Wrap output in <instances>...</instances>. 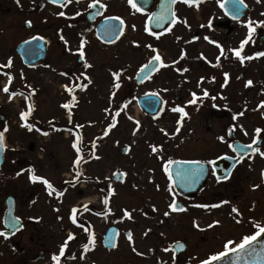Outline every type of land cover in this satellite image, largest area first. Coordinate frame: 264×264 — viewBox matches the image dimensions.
I'll list each match as a JSON object with an SVG mask.
<instances>
[{
    "label": "flooded vegetation",
    "instance_id": "obj_1",
    "mask_svg": "<svg viewBox=\"0 0 264 264\" xmlns=\"http://www.w3.org/2000/svg\"><path fill=\"white\" fill-rule=\"evenodd\" d=\"M116 1L98 0L101 5H104V7L101 5L99 7L101 13L99 17L93 22L87 19V15L92 11L91 7L85 11L84 15L79 16V24L85 26L95 24L96 27V23L102 19L120 16L108 12V4ZM81 2L92 4L93 0H82ZM158 3L159 0H154L153 6L147 12H138L134 9L136 14L145 15L140 23V26L145 24L144 30L141 27L138 28L137 34L144 33L147 27L149 31L145 32H148L158 42L163 35L171 34L176 27H181L185 32L182 33L183 35L191 34L192 42L198 40L197 29L192 31L191 28H200V25L193 24L191 17H185L184 13L187 10L190 13L197 12L201 0L190 1L187 4L183 1L176 2L174 6L176 23L168 25L160 32L152 30L147 25V19L156 9ZM181 6L182 10H180ZM223 13V18L215 24L216 29L221 33H225L222 30L225 27L233 26L237 32L243 21L245 25L241 26L245 29L251 28L254 30L253 32H261L263 28L261 22L257 21L258 23L255 24L254 18L247 16L248 11L245 17L239 21H233L225 15L224 11ZM10 21L7 20L6 24ZM50 23L49 29L52 30V24L56 26V22L51 20ZM28 27L30 28L31 25ZM78 32L85 38L88 36L89 29L83 31L80 29ZM36 36L43 39L46 53L35 66L26 67L17 54L16 47ZM141 40V37L138 38L134 44L136 52L143 54V57L138 59L132 83L128 86L129 93L121 97L118 105L114 106L113 104L114 117L109 116V121L105 122L104 129L108 132L109 125L113 123L114 126L111 129H117V125L126 118L123 113L131 112L126 118L130 126L134 129L138 122V127L146 128L144 135L151 132L146 143L153 156L161 149L164 152L162 155L167 161L181 160L201 163L200 170L192 173L196 180L182 181L178 193L173 188L169 170H159L157 173L163 179L153 188L156 189L159 194L158 199L161 201L152 204L148 202L145 208L144 204L138 208L136 202L128 206L123 205L119 201V195L122 184L127 178L126 172L129 164L125 168L119 169L120 166L117 164L121 160L118 155H112L113 165H116L118 169L110 170L107 173L106 163L109 156L106 153L95 155L89 153L91 145L95 146L98 142L95 139L92 144L85 143V127L89 122V117L84 99H76L74 93L71 92L67 101L62 100L63 103L62 101L59 103L58 113L53 115L50 112L44 113L42 102L38 96L39 91L25 87V84L31 82V80H25L28 70L41 68L43 62L52 55H55L58 60L60 55L66 53L71 65L70 69L64 72L75 77V82L83 85L85 77L88 79L89 75L84 72L83 76L81 73L74 74L73 68L77 66L83 70L85 59L88 58L85 44L83 48L85 55L81 60L77 51L80 43L70 41L62 49V43L58 38L52 37V32L44 36L35 32L24 37L15 46V53L23 65L21 74H16L18 65L11 56H7V61L2 63L3 56L0 54V65L7 64L9 59L11 60L9 67H0V75L2 74L6 78L11 75L12 80L17 77L25 83L19 90H9L7 97L0 96V131L5 135V153L0 170V180H3V184L0 186V232L5 235L0 236V264H56L52 260L53 255L59 257V264H150L153 260L152 247H145V251L138 250V242L145 243L147 235H139L135 232L146 221L154 219H157V229L165 230L163 238L165 242H169L171 249L174 242H184L185 250L182 253L176 254L172 249L175 255L173 264H181V257H185L190 250L192 245L190 242L194 244L193 256L199 260L191 263L184 260L183 264H199L200 260L224 251V238L222 237L224 233H232L236 230L238 236L232 241L239 243L243 236L254 234L257 230L254 225L264 226V157L259 152L254 153L250 149L247 150V154L241 150L242 146L252 144L255 139L257 143L252 147L264 151V122L260 112L249 110V105H246L244 99L241 102L238 101V105L235 106L233 91L227 95L224 104L220 105L217 79L211 81L209 90H203L196 94L195 103H189L193 99L192 92L189 89L183 90L182 85H177L180 94L175 95L174 104L170 97L172 92L167 94L159 88L162 86L171 90L175 88V85L166 84L165 80H162L164 84H151L160 74L167 76L170 80V72L180 73L190 59L165 58L161 48L156 46L153 48L157 50L164 64L168 66L161 67L160 62H157L155 72L139 83L136 78L142 66L157 54L151 48L146 47V45H151L150 42L142 43ZM188 45L190 42L185 40L179 44L181 48ZM243 78L244 74L240 76V79ZM149 82L151 87H146L144 91H141L140 87ZM157 86L158 88L155 89ZM73 88V92L79 89L75 85ZM204 91H207V96L203 95ZM14 93L17 94L14 95ZM150 95L157 98L156 110L150 109L145 99L140 101V98ZM73 97H75V102H73ZM111 100L113 101V99ZM65 104H68L69 107H63ZM30 108L31 111H29ZM173 108H183L187 115L174 112ZM139 109L143 114L142 119L137 115ZM241 111L246 117L236 115ZM22 112L26 113L23 120L20 117ZM247 116L256 117V121L248 122L251 117ZM166 117L170 118L171 130L165 128L161 131L160 122ZM172 117L174 118L172 119ZM233 117L236 118L233 119ZM246 118L248 120H245ZM29 125L31 130H29ZM15 126L19 129V141L10 137ZM60 128L62 132L64 130L68 132L67 174L60 171L63 163L57 159V154L54 152L59 145L56 136H58ZM99 128H103V126L100 125ZM155 129L163 135L164 143L160 141V135L155 134L154 136L153 130L155 131ZM256 129H260V132L257 133ZM135 134L136 130L131 135L132 139L136 138ZM105 140L107 138L103 132L100 134L99 144ZM74 143L76 148L73 147ZM131 145L132 143L128 141L120 144L118 146L120 155H128ZM153 147H156V152L152 151ZM77 148L80 149L81 162L74 164L78 155ZM240 156H243V159H240ZM219 159H224L228 163L221 165L217 170L214 169L213 163H208ZM77 172L80 173L78 178ZM32 175L49 181L56 191L49 195L48 193L52 189L47 188L41 180H31L30 176ZM225 176L226 179H224ZM190 188L195 190L191 191ZM170 190L174 192L173 200L177 207L183 208V211H172L169 208V204L173 201L168 200ZM189 190L190 192H188ZM56 192H62L63 195L57 196ZM105 197L109 200L107 206L103 204ZM7 203H13L15 217L5 220ZM200 205L218 206L205 208L199 207ZM84 206H87V211ZM233 207L238 210L239 215L232 212ZM73 208L77 209L75 217L77 223L75 224L70 219ZM125 211L130 213L131 219L124 215ZM165 212L168 213L167 216L164 215ZM213 221H219V223L209 227ZM12 224H15L14 228ZM174 225H178L180 230L171 235L169 229ZM70 233L73 234V239L67 240ZM128 233H131V241L128 239ZM193 236L194 238H191ZM89 237L92 238V243H88ZM66 240L67 245L61 256L60 248L65 245ZM86 244L88 250H85Z\"/></svg>",
    "mask_w": 264,
    "mask_h": 264
},
{
    "label": "rangeland",
    "instance_id": "obj_2",
    "mask_svg": "<svg viewBox=\"0 0 264 264\" xmlns=\"http://www.w3.org/2000/svg\"><path fill=\"white\" fill-rule=\"evenodd\" d=\"M224 0H201V4L197 7V12L190 13L187 10L184 13L185 17H191L193 24L200 25V28H191V30L197 29L199 33L198 40L192 42L191 34H185L181 27H176L172 33H168L160 37V40L156 42L152 36L148 33L137 34L138 28L141 27L144 30V23H142L143 14H136L134 9L128 3V0H117L115 3L108 4V12L115 13L124 17L126 21L125 36L114 45H107L101 42L95 33V24L88 26L79 24V16L84 15L85 11L89 10V2H72L66 1L60 6H55L46 0H0V54L2 57V63H5L8 59L7 56H11L17 66L16 74L22 73L23 65L19 62V57L15 53L16 44L24 37L30 36L35 32L41 35H49L52 32L53 38H58L62 43V49L65 47V41L80 43L85 42V51L88 53V58L85 62L90 67H83L79 69L77 66L73 68L74 74L85 73L89 75L88 79H84L83 85H87L86 88H79L76 92H73L76 78L71 77L64 72L70 69L69 56L60 55L59 59H56L55 55H52L47 61H44L41 68H33L28 70V76L25 77L26 81L31 80L28 84H25L20 78L14 77L9 82L8 78L0 75V96L7 97L9 90H19L23 84L26 89H37L39 99L42 102L44 113L50 112L56 115L59 111V103L67 101L70 92L66 89H72V93L76 99H84L89 122L86 124V144H92L97 139L98 144L91 145L89 153L92 155L106 153L107 158V173L110 170L118 169L116 165H113L112 155H118L120 162L117 164L119 169L121 167L127 168V178L123 182L121 192L119 195V201L128 206L132 203H137L139 208L141 204H144V208L147 207V203L150 204L161 201L158 199L159 194L153 186H156L158 182H161V177L157 171L168 169L170 163L165 159L164 153L156 152L155 156L149 151L146 143L151 132L145 134V129L141 127L132 128L130 123L126 119L131 112H124L126 118L121 121V124L117 125V129H111L108 127L106 134L107 140L99 144L100 134L105 132V122L109 120V116L114 117L112 106L118 105L121 97L126 96L129 93L128 86L132 83V77L135 74L138 59L143 57V54L137 53L134 48V43L141 37L142 43L150 42L151 49L153 47H160L164 53L165 58H187L190 59L188 64L183 67V71L175 74L170 72V80L167 76L160 74L153 84H164L162 80H165L166 84L171 86L175 85L174 89L169 90L167 87L160 86L161 91H165L167 94L172 92L171 100L174 102V97L180 94V89L177 85H182L183 90H190V92L200 93L203 90H209L211 81L217 79L219 89V104L223 105L227 100V95L231 91L234 93L235 106L238 105V101L244 99L249 110H256L260 112L262 121L264 122V56H256L257 52H264L263 45L259 44L260 36H264V23H262L261 32H249V29L243 28L244 21L240 24L236 33L227 37L224 33L219 32L215 24L219 19L223 18L222 2ZM249 4L247 16L254 18V23L264 22V0H246ZM183 7L181 6L180 10ZM63 12L61 16L59 13ZM79 13V15H77ZM196 15V16H194ZM10 21L6 24V21ZM25 20L31 22V27H25ZM55 21L56 26L53 25L52 30L49 29L51 25L50 21ZM258 21V22H257ZM243 24V26H241ZM139 25V26H137ZM134 26V27H133ZM89 29L88 36L83 38L79 34V30ZM64 36L62 40L60 37ZM177 36V38H176ZM207 37L208 39H205ZM190 42V45L185 48H181L179 44L182 41ZM242 41L244 43L243 49H240ZM155 42V43H154ZM73 43V44H74ZM72 44V46H73ZM90 44V45H89ZM176 44V45H175ZM219 45V47L217 46ZM6 49V50H5ZM223 49V54H221ZM230 50H240L242 56L252 57V59H245L241 63L239 57H236ZM182 53L184 54L182 56ZM84 62V65H85ZM215 67V68H214ZM187 69V71H184ZM120 72L121 77L117 81L113 73ZM227 73V81H225L224 74ZM244 74V78L240 79V76ZM123 76V77H122ZM203 78V79H201ZM91 80V83H88ZM160 80V81H157ZM170 82H168V81ZM251 80L252 84L249 86L247 82ZM120 84V88L113 87L115 83ZM208 83V85H207ZM150 82L147 85L140 87L141 91H144L146 87H151ZM7 86L8 91L5 92L4 88ZM158 88L155 87V89ZM77 89V88H76ZM170 95V94H169ZM80 97V98H79ZM244 97V98H243ZM113 99V101L111 100ZM62 101V103H63ZM61 103V104H62ZM18 108V107H17ZM242 113V114H241ZM139 118H143V114L139 109L137 112ZM237 116L246 117L241 111ZM123 116V115H122ZM248 118L251 116H247ZM174 117H172L173 119ZM170 118H165L160 122V130L167 128L171 130ZM245 120H248L247 118ZM256 121L255 118H250L248 122ZM129 123V124H128ZM147 123V122H146ZM102 125L103 128H99ZM148 125V123H147ZM153 128V127H152ZM11 131V139L19 141V129L15 126ZM136 130L135 139H132L133 131ZM155 134L160 135L161 142H165L164 137L157 129L153 130ZM145 136V138H144ZM68 132L59 129L58 136H56L59 145L55 148L54 152L57 154V159L63 163L60 168L67 174V145H68ZM97 137V138H96ZM125 141L131 142V151L128 155H120V149L118 146ZM134 141V142H133ZM136 141V142H135ZM144 142V143H143ZM137 143V144H136ZM160 153V155H158ZM111 155V158H110ZM59 171V173H60ZM65 178L66 176H62ZM3 184V180H0V186ZM163 193V192H162ZM165 197L167 195L163 193ZM164 197V199H166ZM168 200L174 199V192L171 190L168 193ZM57 201L59 199L57 198ZM141 211V210H140ZM157 219L152 221H146L135 232L139 235L147 233L146 242H138V250L145 251V247H152L153 260L150 264H173L174 253L172 252L169 242H165L163 238L162 228L158 230ZM154 223V224H153ZM154 225V226H153ZM180 230L178 225H174L169 229V234H176ZM238 233L232 231V233H224V243L228 240L236 239ZM191 238H194L191 237ZM223 243V244H224ZM191 247L187 255L181 257V264L184 260L188 263L198 261L199 259L193 256V242H190ZM202 246V244H201ZM202 248V247H201ZM167 249V250H165ZM205 249V248H203ZM201 249V250H203ZM206 250V249H205ZM187 258V259H186Z\"/></svg>",
    "mask_w": 264,
    "mask_h": 264
},
{
    "label": "water",
    "instance_id": "obj_3",
    "mask_svg": "<svg viewBox=\"0 0 264 264\" xmlns=\"http://www.w3.org/2000/svg\"><path fill=\"white\" fill-rule=\"evenodd\" d=\"M48 1L51 2V0ZM64 1L65 0H59L57 4L63 3ZM133 1L137 3L139 7L143 10H148L153 5L154 2V0H133ZM174 4H172L170 0H160V2L157 5V9L152 13L150 17H152L154 14L156 15L161 14V12L163 11L167 15V19L162 22L161 27L159 28L155 26V20L150 19V17L148 19V24L156 30H161L167 24L171 23L173 19ZM162 5L164 6L163 9L161 7ZM223 9L230 18L238 20L245 15L247 6L244 2L239 3L238 0H225L223 2ZM97 14L98 11H95L94 8V12L88 15L89 20L91 21L95 20ZM116 18L117 17L105 19L104 21L100 22L97 25V34L99 38H101L103 41L108 43H113L122 34L120 32H117L116 34L113 35L112 33L106 32L105 31L106 27L110 25H116L117 27H122L124 31V24L122 26L120 25L121 19H116ZM27 25H29V23ZM223 30L226 32L228 36L232 35L235 32V28H232L231 30L229 29H223ZM263 41H264V37H261L260 44H262ZM17 52L21 55L25 64L32 65L42 60V58L46 53V48L44 46L43 39L39 36H36L33 39L21 43L17 47ZM156 67H157V62H155L152 71L148 72L145 75L139 74L137 80L139 82L144 80V78L148 77L155 71ZM141 99H145L146 104L150 109L156 110L158 101L157 98H155V96L150 95ZM123 151H125V149H123ZM3 157H4V149L2 152H0V169L2 168ZM227 163L228 162L225 161L224 159H219L213 163V166L217 170L221 165ZM200 167L201 166L198 163L174 161L170 165L169 172L175 190L178 192L180 191L182 181L184 180L189 181L191 179H194L195 175H193L192 173H196L198 170H200ZM184 171H186V173H183ZM195 180L196 179H194V181ZM190 190H194V189L190 188ZM7 205L8 208L4 216L5 220L14 218L13 203L12 204L7 203ZM173 248L175 249L176 253H180L185 250L184 243L182 242L174 243ZM251 248L256 249V252L253 253L252 255H246L245 253H242L238 250L237 253H229L225 257H222L220 260L212 262V264H264V258H262V256H264V253H261V249H264V233L256 241L252 242Z\"/></svg>",
    "mask_w": 264,
    "mask_h": 264
},
{
    "label": "snow or ice",
    "instance_id": "obj_4",
    "mask_svg": "<svg viewBox=\"0 0 264 264\" xmlns=\"http://www.w3.org/2000/svg\"><path fill=\"white\" fill-rule=\"evenodd\" d=\"M51 2H53V3H58L59 0H51ZM69 2H70V0H69ZM97 2H98V0H93V3H92V4H89V8L93 7L94 4L97 3ZM170 2H171L172 4H174V3H176V0H170ZM183 2L187 4V3L190 2V0H183ZM238 2H239V3H242L243 0H238ZM128 3H129V4L131 5V7H132L133 9H135L136 11H138V12H139V11H142V9H141L140 7H138L137 3L133 2V0H128ZM101 7H104V5H101ZM161 7H162V9H163L164 6L162 5ZM59 15L63 16L64 13L61 12V13H59ZM77 15H79V13H77ZM116 19H120V18L117 17ZM150 19H154V20H155V26H156L157 28H159V27H161L162 22H163L164 20L167 19V15L162 11L161 14H158V15L154 14L152 17H150ZM176 21H177V18L175 17V14L173 13L172 23H176ZM27 23H29V25H30L31 22L29 21V22H27ZM185 23H186V22H185ZM261 23H264V22H261ZM123 24H124V21H123V20H120V25L122 26ZM133 27H134V26H133ZM105 31H106V32H109V33H112V34L114 35V34H116L117 32L122 33L123 29H122V27H117L116 25H110V26L106 27ZM145 31H149V29L146 27V28H145ZM251 31H252V29L250 28V29H249V32L251 33ZM153 35H155V33H153ZM60 38H61L62 40L64 39L63 36H61ZM157 38H158V37H157ZM205 39H208V38L205 37ZM245 42H246V41H242V42H241L240 49H243V47H244V43H245ZM26 43H27V42H26ZM133 43L135 44L136 42H133ZM65 44H67V41H65ZM84 44H85V42H84V41H81V42H80V47L77 49V51L79 52V58H80L81 60L84 59V55H85V54H84V51H83ZM137 46H139V45H137ZM217 46L219 47V45H217ZM146 47L151 48L152 46H151V45H146ZM152 51H153L154 53H157V54H155L154 56H152V57L149 59V61L147 62V64H145V65L142 66V68H141V70H140V73H139L140 75H145V74H147L148 72L152 71L155 62H160V66H161V67H167V66H168V65L164 64V62H163L162 59H161V56L158 54V52H157L156 49L152 48ZM230 51H232L233 54H234L236 57H239L241 63H243L245 59H252V57L242 56L240 50H230ZM221 54H223V49H221ZM183 55H184V54L182 53V56H183ZM255 55L258 56V57H259V56H264V52H257ZM174 63H175V62H174ZM10 64H11V60L9 59V61H8L7 64L0 65V67H9ZM84 66H85V67H90L91 65H89V64H87V63L85 62V65H84ZM184 71H187V69H184ZM81 75L83 76L84 74L81 73ZM120 75H121L120 72H114V73H113V76H114V78H115L117 81H119ZM224 76H225V81H227L228 74L225 73ZM11 79H12L11 75H8V80H9V82L11 81ZM85 79H87V77H85ZM201 79H203V78H201ZM88 83H91V80H88ZM251 84H252V81L249 80V81L247 82V85H246V86L251 85ZM65 87H66V89H67L70 93L72 92V89H71V88H68L67 85H66ZM75 87H78V88L83 89V88H86L87 85H80V84H77V85H75ZM113 87L116 88V89H119V88H120V84L117 82V83H115V84L113 85ZM4 91H5V92L8 91L7 86H5ZM15 94H17V93H14V95H15ZM203 95H204V96H207V95H208L207 91H204ZM192 97H193V99H192L191 101H189V103H195V102H196V99H197L196 93L193 92V93H192ZM25 99H27V97H25ZM73 102H75V97H73ZM63 107L68 108L69 105H68V104H65V105H63ZM29 111H31V108L29 109ZM172 111H174V112H180L182 115H187V113L184 112V109H183V108H173ZM241 114H242V113H241ZM117 115H118V113H117ZM25 116H26V113H24V112H22V113L20 114V117H21L22 120L25 118ZM235 118H236V117H233V119H235ZM113 120H114V118H113ZM178 123H179V122H178ZM112 126H114V123H113V124H110V125H109V128H111ZM138 126H139V125H138V122H137V127H138ZM28 127H29V130H31V126L29 125ZM161 131H163V130H161ZM177 131H179V129H177ZM256 132L259 133V132H260V129H256ZM106 134H107V130L105 131V135H106ZM165 135H167V133H165ZM220 139H222V138H220ZM256 143H257V141H256L255 139H253L252 144L242 146L241 150L244 151L245 154H247V150L250 149V150H251L252 152H254V153L259 152V154H260L262 157H264V151H260L259 148H253V147H252V145H254V144H256ZM73 147L76 148V144H75V143L73 144ZM230 147H232V146L230 145ZM3 149H4V137H3V133H0V152H2ZM156 150H157L156 147H153V148H152V151H153V152H156ZM233 150L236 151V149H233ZM79 151H80V149L77 148V153H78V155H77V159H76V161H74V164H79V163L81 162V157H80V155H79ZM96 158H98V157H96ZM240 159H243V156H240ZM169 163H171V161H169ZM193 163H199V162H193ZM208 163L212 164V163H214V161H209ZM165 171H167V169H165ZM79 175H80V173L77 172V178L79 177ZM226 178H227V177L225 176L224 179H226ZM30 179L33 180V181H35V180H41V181L46 185L47 188L52 189V191H50V192L48 193L49 195H52L53 192L56 191L54 188H52V185H51V184L49 183V181H47L46 179H43V178L38 177V176H35V175L30 176ZM218 179H220V178L218 177ZM170 191H171V190H170ZM56 194H57V196L63 195L62 192H56ZM108 203H109V200H108L107 197H105L104 200H103V204H104L105 206H107ZM217 206H218V205H211V206H209V205H200L199 207H205V208H207V207H217ZM84 208H85V211L88 210V209H87V206H84ZM169 208H170L172 211H183V210H184L183 208H179V207H177L175 200H173V201L169 204ZM153 210H155V209H153ZM71 212H72V215L70 216V219H71L72 222L75 224V223H77L76 218H75V217H76V214H77V209H76V208H73V209L71 210ZM232 212H233V213H236L237 215H239V212H238V210H237L235 207L232 208ZM124 215L127 216L129 219H131V215H130L129 212L125 211V212H124ZM164 215L167 216L168 213L165 212ZM237 222H239V221H237ZM218 223H219V221H213V224H210L209 227H212L214 224H218ZM81 226H82V225H81ZM12 227L14 228V227H15V224H12ZM82 227H83V226H82ZM254 227L257 229V230L254 232V234L243 236L239 243H235V242L232 241V240H228V241H226V242L224 243V245H223L224 251H221V252H219V253H216V254H214V255H211V256H209L207 259H202V260H200L199 264H212V262L220 260L222 257H225L228 253H237L238 250H239L240 252H242V253H245L246 255H252L253 253H255V252H256V249L251 248V245H252V242L256 241L257 238L260 237L262 233H264V226H261V225H259V224H256V225H254ZM85 231H87V229H85ZM146 234H147V233H145V235H146ZM3 235H5V234H4L3 232H0V236H3ZM72 239H73V234L70 233L69 236L67 237V240H72ZM128 239H129V241H131V239H132V237H131V233H128ZM67 240L65 241V245H62L61 248H60V255H61V256L64 254V250H65V247H66V245H67ZM88 243H92V238H91V237H89V241H88ZM230 246H231V247H230ZM84 247H85V250H88V245H87V244H86ZM165 250H167V249H165ZM133 251H135V248H133ZM261 253H264V249H261ZM262 258H264V256H262ZM52 260H53L54 262H56V264H59V257H58L57 255H53V256H52Z\"/></svg>",
    "mask_w": 264,
    "mask_h": 264
}]
</instances>
